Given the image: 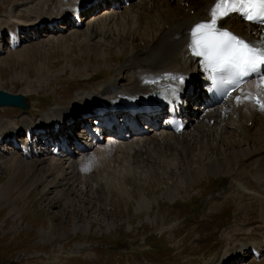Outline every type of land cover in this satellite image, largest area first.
<instances>
[{"label": "rangeland", "instance_id": "obj_1", "mask_svg": "<svg viewBox=\"0 0 264 264\" xmlns=\"http://www.w3.org/2000/svg\"><path fill=\"white\" fill-rule=\"evenodd\" d=\"M31 1L0 0V27L8 23L7 14L13 5L21 4L20 13L24 14L35 8ZM159 1L150 0V4ZM137 2L133 0L131 4L138 5ZM178 3L176 9L182 6ZM106 8L89 13L79 32L88 31V23H94L95 16H103ZM73 30L35 36L1 53L0 90L26 95L30 108L8 113L6 110L12 107H0V128L4 124L19 127L24 117L35 118L34 124L44 122L43 112L55 103L70 104L78 95L99 89L101 83L118 75L127 78V73L118 71L126 56L114 52L121 47L116 35L111 39L90 29V38L76 37ZM7 35L4 34L5 40L9 39ZM109 41L114 42L111 48H107ZM102 49L110 52L106 59L100 56ZM12 52L19 57H12ZM39 106L42 114L37 113ZM238 113L231 112L225 119L236 125L230 126L231 132L227 131L225 140L230 141V148L224 142L223 152L234 153L243 146L236 141L245 124ZM201 114L200 117L206 115ZM198 122L187 126L183 134H197V126L203 121ZM213 126L212 138L219 141L223 125ZM25 134L20 135V140H26ZM204 138L203 135L191 141L193 150L177 140L172 146H162L163 149L157 144L154 158L149 157L152 146H148L140 157H125L95 169L93 174L91 171L85 183L53 186L50 176L29 189L21 186L22 176L14 185H8L15 169L12 159L25 157L11 143L0 144V148L8 150L4 159L12 160L8 165L0 162V264H218L230 242L252 227L261 211L254 206L248 209L247 197L234 192L229 167L216 173L206 172L194 182L186 180L189 170H198L196 161L203 151L201 142L207 140ZM78 139L84 143V139ZM260 144L264 145V141ZM205 151L211 159L219 152ZM40 157L46 160V156ZM208 160L204 158L205 162ZM49 161H44L43 166ZM241 161L242 157L236 163ZM228 233L233 238L227 243ZM233 246L231 242L230 248Z\"/></svg>", "mask_w": 264, "mask_h": 264}, {"label": "bare ground", "instance_id": "obj_2", "mask_svg": "<svg viewBox=\"0 0 264 264\" xmlns=\"http://www.w3.org/2000/svg\"><path fill=\"white\" fill-rule=\"evenodd\" d=\"M181 1L161 0L151 5L150 0H139L138 5L127 6L122 4L123 0H32L31 3L35 5V8L31 9L32 13L25 12L26 16L20 13L21 4L11 7L7 14L9 20L6 19L8 23L5 22L6 24L0 27V55L7 47L15 49L22 43L35 39V36L46 35V33H62L74 29L76 37L81 35L90 38V29H92V32L109 35L111 39H113V35L118 37V44L121 47L114 52L126 56L124 64L118 68V71L119 73L125 72L128 76L120 78L118 75L105 81L100 84L99 89L94 88L92 92L87 91L78 95L77 99L71 101L70 104L55 103L44 112V122L38 123L40 120L34 124L35 118L24 117V121L19 124V127L4 124V129L0 128V144H5L4 146H8L11 141L13 145H18L22 137L20 135L23 133H26L27 137L30 136V139L26 143L24 142L20 148L21 156L28 161L20 158L12 159L15 169L8 185H14L16 179L22 176L21 186L29 189L42 179L44 181V178L51 176L50 182L53 186L64 183L65 187L67 185L71 187L81 181L87 182V176L91 171L93 174L95 169H100L108 163H116L120 159H126L125 157H128V160L135 156L140 157L142 155L140 152L148 146H152L149 148V151L152 152L149 157L154 158L153 151L157 144L163 149L162 146H172L177 140L185 143L187 149L193 150L191 141L199 140V137L204 135V139L207 138V140L203 141L204 143L201 142L204 152H201L196 161L198 170H189L186 180L194 182L196 178H200L206 172L216 173L222 168L229 167L228 171L231 172L229 174L233 178L234 192L247 197L248 209L250 206H254L261 211L257 222L254 221L255 224L252 227L243 230L244 233L241 234V237L239 236L240 238H237L238 240L231 241L234 242L232 248H230V242V249L225 250L227 253L224 252L225 254L221 256L218 264H264V145L260 144L264 141V110H261L252 100L238 103L236 99L242 93H251L255 97L264 92V81L259 78L252 80L240 88L227 103L211 105L206 94L204 93V98L196 86L197 80L206 79L204 77L206 70L203 60L195 56L189 48V34L196 23L209 19V10L215 0ZM178 2L182 6L176 9L175 5L179 4ZM147 3L149 4L145 6ZM22 5H26V3ZM105 5L107 7L104 11L105 16H95L93 21H96L88 23V31L80 33L78 28L84 25L88 14ZM109 8L113 10L110 11ZM118 8L121 11H117ZM222 23L228 30L251 40H258L261 34H264V26L257 27L246 22L238 14H231ZM4 34L10 35L8 41L4 39ZM112 43L114 42L109 41L107 48H111ZM16 53L12 52V57H19L18 54L14 55ZM108 54L110 52L107 53L106 49H102L100 52L103 59H106ZM20 58L22 59V57ZM146 81L148 82L146 83ZM194 88L196 89L194 90ZM98 90H100L99 93L95 94ZM171 98L177 101L184 100L186 102L185 99H188L194 102L195 105L191 103L188 106L190 109H184L180 116L186 126L203 121L201 125L197 126V134L184 135L185 129L183 132H171L166 129V123L157 120V115L148 118L147 122L139 121L137 126L134 124L117 125L118 127L115 129H110L107 126L104 130H99V135L94 134L98 128L87 132L85 129L79 128L84 123L82 117L88 113L96 115L98 103L116 105L122 112H125V109L132 104L140 106L144 104V108L152 105L163 106ZM81 101H83L82 105ZM87 107L93 108L87 109ZM195 109L198 111L195 112ZM6 111L8 113L19 112L17 109H7ZM200 111L206 115L200 117L202 115L199 113ZM231 112L232 114L239 112L238 114L244 119L245 124L240 130V137L236 140L243 146L234 153H226L223 152L222 147L224 142L225 146L227 143L229 147L230 141L225 140V136L231 132L230 126L236 125L234 121H225ZM29 113L32 115L33 111ZM237 116L239 117V115ZM45 118L47 119L45 120ZM68 120L72 122L69 125L70 128L67 127ZM107 123L109 124V121ZM214 123L223 125L219 141H217V137H215L216 139L212 138L215 132ZM57 124L63 125L62 129L69 133L70 146L58 142L57 145H53L51 150H48V146L53 144L61 133L55 129ZM81 131H83L82 137L91 142L86 145L88 149L83 146L78 149L76 146L73 147L78 140L74 136ZM227 131L229 132L227 133ZM152 133H154L153 136L147 137ZM91 134H93L92 139L87 138ZM148 139L151 140L148 141ZM258 142L263 147H259ZM206 149H217L219 151L217 157L211 159L209 156L208 158ZM158 150L163 156V151ZM5 152H8L7 148H0V162L8 165L12 160L4 159ZM14 154H17V151ZM49 154L52 156L48 157ZM1 156L3 157L1 158ZM40 156H46L44 161L50 160L49 164L43 166L44 161ZM241 157L242 161L236 163ZM204 158L209 160L205 162ZM186 160L187 164L191 163L190 158L186 157ZM69 161L70 164H67ZM234 164L237 166L230 167ZM259 209H257L258 212ZM234 233L236 232L234 231ZM232 238L228 233L226 242L228 243ZM228 249L229 251H227ZM231 249L232 251H230ZM249 258L251 260L247 261Z\"/></svg>", "mask_w": 264, "mask_h": 264}, {"label": "snow or ice", "instance_id": "obj_3", "mask_svg": "<svg viewBox=\"0 0 264 264\" xmlns=\"http://www.w3.org/2000/svg\"><path fill=\"white\" fill-rule=\"evenodd\" d=\"M232 13L251 23L264 24V0H215L209 19L192 27L189 48L195 56L203 58L206 69L225 73L222 82L235 89L246 82V77L255 76L264 81V34L258 40H251L228 30L222 22ZM236 99L238 103L252 100L264 110V92L255 97L242 93Z\"/></svg>", "mask_w": 264, "mask_h": 264}, {"label": "water", "instance_id": "obj_4", "mask_svg": "<svg viewBox=\"0 0 264 264\" xmlns=\"http://www.w3.org/2000/svg\"><path fill=\"white\" fill-rule=\"evenodd\" d=\"M3 105L17 106L24 109L28 108L26 97L23 94H11L4 90H0V106Z\"/></svg>", "mask_w": 264, "mask_h": 264}]
</instances>
